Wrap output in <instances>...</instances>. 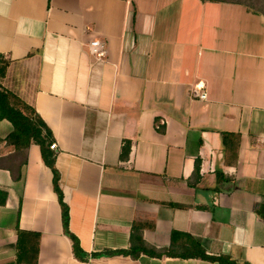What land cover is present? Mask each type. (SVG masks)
Here are the masks:
<instances>
[{"label": "crops", "instance_id": "0c3cea01", "mask_svg": "<svg viewBox=\"0 0 264 264\" xmlns=\"http://www.w3.org/2000/svg\"><path fill=\"white\" fill-rule=\"evenodd\" d=\"M1 55L3 87L52 132L68 229L85 254L127 250L137 222L152 247L176 231L226 262L76 259L52 169L30 144L20 180L0 168V264H15L17 227L40 233L37 264H264L263 13L212 0H0ZM11 129L0 119V156Z\"/></svg>", "mask_w": 264, "mask_h": 264}, {"label": "trees", "instance_id": "16d2710c", "mask_svg": "<svg viewBox=\"0 0 264 264\" xmlns=\"http://www.w3.org/2000/svg\"><path fill=\"white\" fill-rule=\"evenodd\" d=\"M226 1L233 3L244 2L234 0H212ZM247 6V5H246ZM248 7V6H247ZM249 8V7H248ZM264 14V13H263ZM9 60L3 55L0 56V119L8 120L11 125V131L5 136L4 143L6 146L12 147V152L0 156V168L6 169L14 181L21 178V168L26 163L27 149L30 144L39 146L41 157L45 165L52 169L53 172V190L57 194L58 202L61 208V220L63 233L72 242V252L76 259L87 261L89 256L99 257L102 255L123 254L132 258H137L140 253H147L153 256L168 255L181 258H200L210 261L226 262L222 257L211 256L205 252L200 242L191 236L184 235L187 240L179 242L178 239L182 234L173 231L171 234V244L168 248L157 249L146 243L141 237L142 225L135 222L132 225L130 236V247L127 250H114L101 253L85 254L81 249L78 239L69 231V208L63 200V194L58 184V173L54 167L55 152L50 149V144L54 141L53 135L47 124L36 112L35 108L25 102L14 92L3 87L1 83L2 77L5 75ZM158 132H163L162 124H156ZM223 146L228 147L229 142L233 141L226 133H222ZM129 153V142H126L122 148L121 158H125ZM199 171L198 163H195L193 176ZM7 193L0 192V205L6 202ZM264 216V205L259 211ZM16 254L15 264H37L40 233L35 231L16 229Z\"/></svg>", "mask_w": 264, "mask_h": 264}, {"label": "built area", "instance_id": "2783aa9c", "mask_svg": "<svg viewBox=\"0 0 264 264\" xmlns=\"http://www.w3.org/2000/svg\"><path fill=\"white\" fill-rule=\"evenodd\" d=\"M87 46H88L89 53L94 58L102 59L104 57L105 52H106V47H105V44L101 40L92 39L91 41H89ZM192 94H193V96L198 97L200 99H204L206 97L205 92H198V90H193ZM56 148H57V145H56L55 141H53L50 144V149L55 151Z\"/></svg>", "mask_w": 264, "mask_h": 264}, {"label": "rangeland", "instance_id": "374dc122", "mask_svg": "<svg viewBox=\"0 0 264 264\" xmlns=\"http://www.w3.org/2000/svg\"><path fill=\"white\" fill-rule=\"evenodd\" d=\"M234 1H240L244 2L249 9L264 13V0H234Z\"/></svg>", "mask_w": 264, "mask_h": 264}]
</instances>
